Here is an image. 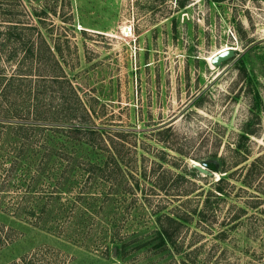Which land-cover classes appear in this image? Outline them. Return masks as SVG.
<instances>
[{
    "label": "rangeland",
    "instance_id": "374dc122",
    "mask_svg": "<svg viewBox=\"0 0 264 264\" xmlns=\"http://www.w3.org/2000/svg\"><path fill=\"white\" fill-rule=\"evenodd\" d=\"M5 86L0 264H264V0H0Z\"/></svg>",
    "mask_w": 264,
    "mask_h": 264
},
{
    "label": "water",
    "instance_id": "95a60500",
    "mask_svg": "<svg viewBox=\"0 0 264 264\" xmlns=\"http://www.w3.org/2000/svg\"><path fill=\"white\" fill-rule=\"evenodd\" d=\"M234 51H235V49H233V48H227L225 50H221L220 52H218L217 54L212 56V58L210 59V62L213 65H218L223 60L231 57L234 54ZM194 167L196 169H198L199 171H202V172H207L208 169H215V167L212 164H209L206 162H203L202 165L194 163Z\"/></svg>",
    "mask_w": 264,
    "mask_h": 264
},
{
    "label": "trees",
    "instance_id": "16d2710c",
    "mask_svg": "<svg viewBox=\"0 0 264 264\" xmlns=\"http://www.w3.org/2000/svg\"><path fill=\"white\" fill-rule=\"evenodd\" d=\"M5 87L2 88V90H0V92H2L4 90ZM159 235H160V240L162 241V244H166V242L169 240V242H171V238L173 236V233L168 230L166 227H163L160 231H159Z\"/></svg>",
    "mask_w": 264,
    "mask_h": 264
},
{
    "label": "bare ground",
    "instance_id": "6f19581e",
    "mask_svg": "<svg viewBox=\"0 0 264 264\" xmlns=\"http://www.w3.org/2000/svg\"><path fill=\"white\" fill-rule=\"evenodd\" d=\"M128 31H129V29H124V32H125L126 35L128 34ZM227 48H233V49H235V47H233V46H232V47L225 46V47L221 48L218 52H220L221 50H225V49H227ZM218 52H216V53L212 54L211 56H209V57L207 58L208 61L210 62V59L212 58V56L215 55V54H217ZM210 64L213 65L211 62H210Z\"/></svg>",
    "mask_w": 264,
    "mask_h": 264
}]
</instances>
